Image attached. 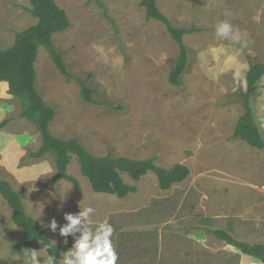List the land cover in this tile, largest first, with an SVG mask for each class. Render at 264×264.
I'll list each match as a JSON object with an SVG mask.
<instances>
[{
    "label": "rangeland",
    "instance_id": "obj_1",
    "mask_svg": "<svg viewBox=\"0 0 264 264\" xmlns=\"http://www.w3.org/2000/svg\"><path fill=\"white\" fill-rule=\"evenodd\" d=\"M155 1L174 26L200 30L184 36L189 62L180 87L167 81L177 45L162 23L145 20L140 0H101L106 15L89 0H55L70 27L55 34L53 42L69 72L89 78L100 105L84 103L79 83H66L43 48L35 63L36 86L56 107L50 124L54 136L77 138L97 156L154 158L164 169L181 164L189 169L188 178L161 191L153 173L138 182L122 174L136 193L118 199L94 193L73 158L67 173L81 193L75 194L66 180L52 185L51 157H30L40 147L39 134L20 117L19 100L1 88L0 153L7 163L0 159V177L20 193L27 214L47 230L52 217L63 224L64 212L96 208L93 223L108 219L115 227L117 264H241L239 254L229 256L206 229H226L230 223L239 242L250 237L258 242L261 236L260 222L243 218L264 215V150L231 136L243 112L239 96L245 93L246 75L254 64L264 62V0ZM28 8V0H0V50L13 45L16 33L36 24ZM218 21L231 23L242 41L217 37ZM250 103L264 141V75ZM60 195H65L62 207ZM10 215L0 196V264H24L26 249L39 251L43 246L34 243L14 251L21 230ZM192 228L206 233L203 245L186 237ZM48 232L52 242L65 244L58 230ZM160 243L163 251L154 252ZM155 253L160 254L158 260ZM38 255L44 264L47 253L41 250Z\"/></svg>",
    "mask_w": 264,
    "mask_h": 264
},
{
    "label": "trees",
    "instance_id": "obj_2",
    "mask_svg": "<svg viewBox=\"0 0 264 264\" xmlns=\"http://www.w3.org/2000/svg\"><path fill=\"white\" fill-rule=\"evenodd\" d=\"M28 1L27 12L36 20V24L16 33L13 45L8 49L0 50V83H7L8 95L17 98L20 102V117L31 124L40 136V147L36 152L31 153L30 157L35 159L51 157L55 167L51 184L56 185L60 180H66L73 185L75 194L81 193L77 180L67 173L73 158L77 162L81 175L88 180L94 193L109 194L118 199H124L136 193L135 187L123 181L122 174L138 182L148 173H153L161 191H167L173 185L184 182L189 176V169L184 165L176 164L169 169H164L155 165L154 158L134 160L113 157L110 154L97 156L89 152L77 138L63 139L50 132V124L54 121L57 112L55 106L45 101L36 86L35 63L40 48L47 52L54 67L66 83L72 80L79 83L80 97L84 103L89 105H100V103L94 101L95 91L88 85L89 78L83 80L74 77L69 72L62 53L53 42L55 34L63 33L70 27L66 12L56 4L55 0ZM89 1L95 2L106 15V9L101 0ZM139 6L145 11V20L162 23L166 34L177 45L178 53L171 64L167 81L171 86L180 87L189 62V50L184 43V36L198 33L200 30L193 27L185 30L174 26L160 11L155 0H140ZM263 75L264 62L256 63L249 69L245 80V93L239 96L243 104V112L238 117L231 136L232 139L239 140L257 150H264V141L254 121L250 101L253 89ZM109 107L116 111L121 109L120 105L109 104ZM3 125L2 123L1 126ZM0 196L11 211V223L21 230V238L13 250L18 251L31 247L34 243H40L43 248H48L47 255H55L59 261L62 253L71 245L54 244L48 230L27 214L20 193L10 182L1 177ZM206 232L214 239L233 246L241 253L264 264V245L239 242L226 229H206Z\"/></svg>",
    "mask_w": 264,
    "mask_h": 264
},
{
    "label": "clouds",
    "instance_id": "obj_3",
    "mask_svg": "<svg viewBox=\"0 0 264 264\" xmlns=\"http://www.w3.org/2000/svg\"><path fill=\"white\" fill-rule=\"evenodd\" d=\"M217 37L229 41H242L241 35L228 21H218L215 25ZM61 205L65 200V195H60ZM96 208L85 206L79 211L64 212L63 220L60 224L55 217L50 218L47 228L52 233H58L64 238V243H68V237H72L71 247L62 253L63 259L57 260L55 255H48L44 264H117L119 254L115 247L114 233L115 227L108 219L100 223H93L92 216L95 215ZM55 244V242L53 241ZM48 252V248L41 249ZM26 249L27 256L24 264H40L38 253L41 251Z\"/></svg>",
    "mask_w": 264,
    "mask_h": 264
},
{
    "label": "crops",
    "instance_id": "obj_4",
    "mask_svg": "<svg viewBox=\"0 0 264 264\" xmlns=\"http://www.w3.org/2000/svg\"><path fill=\"white\" fill-rule=\"evenodd\" d=\"M0 88L2 91H7L8 90V85L7 83L5 82H2L0 83ZM18 141H15V143H17ZM21 143V142H20ZM2 152V151H0ZM0 159H2V161H5V157L2 155V153H0ZM5 163H7L5 161ZM262 219H256V218H252V219H249L247 218L246 216H244L243 220L244 221H248V220H254V221H258L260 222V227H261V236L259 238V241L257 242L255 238H244V243H247V244H250V245H254V244H261V245H264V215H261ZM226 230L228 231V233H230L233 238L235 239L234 237V228H233V225L232 224H228V227L226 228ZM187 234L186 237H188L189 239H194L196 242H198L199 244L203 245L204 244V241L206 242L207 240V237L205 236L206 233L205 232H202L200 229H194L192 228V230H190L189 232L185 233V235ZM216 240V239H215ZM236 240V239H235ZM219 241V240H217ZM220 245H221V248L224 250V251H227L229 254V256L231 255L232 257H236L237 254H239V262L241 264H262L260 262H258L257 260H255L254 258L252 257H249L243 253H241L238 249H236L235 247L233 246H230V245H227L225 244L224 242L222 241H219ZM161 247H163V245H160L159 246H154L152 248V250L154 252H157V251H163V249H161ZM155 258L158 260L160 258V254L158 253H155Z\"/></svg>",
    "mask_w": 264,
    "mask_h": 264
}]
</instances>
